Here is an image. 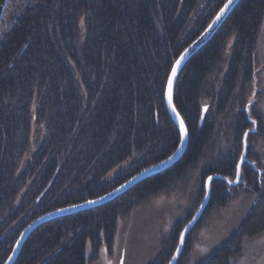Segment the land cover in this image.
<instances>
[{"label": "trees", "instance_id": "trees-1", "mask_svg": "<svg viewBox=\"0 0 264 264\" xmlns=\"http://www.w3.org/2000/svg\"><path fill=\"white\" fill-rule=\"evenodd\" d=\"M226 1H7L0 19V264L36 218L105 195L176 150L179 132L164 104L169 73ZM263 22L264 0H240L181 69L173 103L188 144L175 165L105 205L41 225L14 264H94L101 251L112 250L118 224L135 208L194 186L199 195L186 219L170 229L152 263L167 264L205 194L206 179L236 175L243 136L251 127L243 108L258 68ZM225 57L216 90L212 82ZM251 115L258 127L255 136H247V156L259 168L253 151L264 136V119ZM32 136L37 146L18 173ZM128 160V169L105 180ZM257 171L244 163L238 187L221 179L211 182L201 220L214 204H227L242 190L256 198L236 232L199 264H230L244 239L264 232ZM199 224L186 237L176 264Z\"/></svg>", "mask_w": 264, "mask_h": 264}, {"label": "rangeland", "instance_id": "rangeland-1", "mask_svg": "<svg viewBox=\"0 0 264 264\" xmlns=\"http://www.w3.org/2000/svg\"><path fill=\"white\" fill-rule=\"evenodd\" d=\"M80 29L83 33L82 22H80ZM257 60L258 68L254 73L255 79L258 81L256 85L257 91L255 92L254 102L250 106L249 114L252 119L251 111H254L264 119V22L257 41ZM226 61L227 59L225 57V61L221 66V72L213 79L214 82H212V87L216 84V90H218L220 80L224 74ZM252 92L253 86L246 104L250 101ZM204 106L207 107L206 104ZM206 107L202 109L203 115L206 112ZM32 109L34 110V106ZM243 109L245 111V107ZM252 120L255 122V130L253 133L249 134L255 136L257 133L258 119L254 118ZM250 124L251 127L249 130L253 126L252 123ZM31 135L33 134L31 133ZM257 140V147L254 149L253 154L255 159H258L260 167L257 168V162H254L247 156L248 142L246 145L245 158H247L249 162L244 163L249 164L255 171L258 170L259 187L261 192L264 193V136ZM36 146L37 143L35 145L32 136L30 152L27 153L21 161L18 173L23 170L25 163L35 151ZM131 163L132 160H128L117 167L105 177V180H113L120 172L128 169ZM241 185H243V183L240 184V186ZM197 194L198 189L194 186L188 187L185 190L177 188L169 194L155 197L147 203L135 208L118 224L112 250L110 252L101 251L99 260L94 264H119L120 261H122L121 264H152L155 262L156 257L163 250V244L168 237L170 229L177 223L186 219L192 200L193 198H197ZM22 195L23 192L17 198V201H19ZM204 196L205 194L201 197V200H199V204L193 215L202 203ZM255 198V194L242 190L237 199L229 201L222 206L214 204L201 220L205 213L204 211L199 219L201 222L199 221V226L195 228L191 237L189 249L182 259L181 264H199L220 247L229 236L236 232L239 223L250 210ZM230 264H264V232L254 238L244 239L240 253L230 258Z\"/></svg>", "mask_w": 264, "mask_h": 264}, {"label": "water", "instance_id": "water-1", "mask_svg": "<svg viewBox=\"0 0 264 264\" xmlns=\"http://www.w3.org/2000/svg\"><path fill=\"white\" fill-rule=\"evenodd\" d=\"M8 0H0V19L3 15L5 6L7 4ZM240 2V0H232V3L229 5L227 9L224 10L223 14L221 15V10L224 9V6L229 3V0H227L219 9V11L215 14V16L212 18L210 23L207 25V27L200 33V35L193 40L178 56L176 61L174 62L171 71L169 73L167 83L165 86V94H164V104L165 108L173 121L174 125L176 126L179 136H180V142L176 150L169 155L167 158L163 159L162 161L151 165L148 168L143 169L142 171L136 173L132 177H130L128 180H126L124 183L113 189L112 191L106 193L105 195H102L100 197H97L95 199L86 200L84 202L74 204L71 206L63 207L60 209H56L54 211L48 212L44 215H41L40 217L33 220L30 224H28L21 234L19 235L18 239L14 243L11 253L9 254L8 258L3 264H14L16 258L18 257L23 245L25 244L26 240L30 236L32 232H34L38 227H40L43 224H46L52 220L62 218L65 216L73 215L79 212L87 211L90 209H94L96 207L105 205L119 196L123 195L127 191H129L131 188L139 184L145 179H148L152 176H155L159 173H162L166 170H168L170 167L175 165L178 160L181 158V156L184 154L187 144H188V133L186 126L184 124V121L182 120L181 116L177 112L174 103H173V91L174 86L176 83V79L178 77V74L180 73L183 66L188 62V60L200 50L205 44H207L212 37L215 35V33L218 31V29L221 27L223 22L228 18V16L232 13L236 5ZM220 17L217 19V17ZM179 61V64L177 63ZM257 81L255 79V75H253V92L251 95L250 101L245 106V112L248 117V121L253 124L252 128L250 130H247L244 133L243 136V148L242 153L240 156V159L236 166V176L233 181L229 180L226 177H222L219 175H211L209 176L205 181V196L202 200V203L200 204L199 208L196 210L195 214L192 216V218L188 221V223L184 226L182 229L179 238L178 243L176 246V249L174 253L172 254L170 260L167 262V264H176L181 253L183 250V246L185 243L186 237L190 234V232L193 230L195 225L198 223L199 219L203 215L206 206L208 204L209 198H210V185L211 182L215 179H221L223 180L229 187H235L243 183L241 180V166L244 162H249L247 158H245L246 154V145H247V136L249 133H253L255 130V122L250 118L249 109L250 106L254 102V96L255 92L257 91L256 88ZM171 92V103L169 102V93ZM175 109V111L173 110ZM181 121H183V127L186 134H182L181 131ZM211 178V179H209ZM181 236H183V240H181ZM122 261H120L119 264H121Z\"/></svg>", "mask_w": 264, "mask_h": 264}, {"label": "snow or ice", "instance_id": "snow-or-ice-1", "mask_svg": "<svg viewBox=\"0 0 264 264\" xmlns=\"http://www.w3.org/2000/svg\"><path fill=\"white\" fill-rule=\"evenodd\" d=\"M232 3V0H229V3L226 4L224 6V9L221 10V15L223 14L224 10L227 9L229 7V5ZM220 17L218 16L217 19H219ZM179 64V61L177 62ZM169 102L171 103V92L169 93ZM175 111V109H173ZM181 131H182V134H186L185 131H184V127H183V121H181ZM211 179V178H209ZM181 240H183V236H181Z\"/></svg>", "mask_w": 264, "mask_h": 264}, {"label": "bare ground", "instance_id": "bare-ground-1", "mask_svg": "<svg viewBox=\"0 0 264 264\" xmlns=\"http://www.w3.org/2000/svg\"><path fill=\"white\" fill-rule=\"evenodd\" d=\"M164 94H165V92H164ZM179 145V144H178Z\"/></svg>", "mask_w": 264, "mask_h": 264}]
</instances>
